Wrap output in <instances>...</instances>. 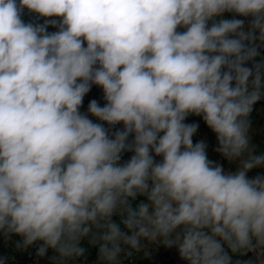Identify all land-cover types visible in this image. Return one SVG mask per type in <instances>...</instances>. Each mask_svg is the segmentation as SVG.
Returning a JSON list of instances; mask_svg holds the SVG:
<instances>
[{
	"label": "clouds",
	"instance_id": "9594fccd",
	"mask_svg": "<svg viewBox=\"0 0 264 264\" xmlns=\"http://www.w3.org/2000/svg\"><path fill=\"white\" fill-rule=\"evenodd\" d=\"M25 8L60 19L24 23ZM261 48L264 0H0V233L54 250L53 264L83 256L85 237L99 264L161 238L189 264H232L224 245L255 256L236 264H264V176H248L264 155L247 119L264 95ZM93 84L107 103L88 112L122 130L79 111ZM189 115L236 172L193 143Z\"/></svg>",
	"mask_w": 264,
	"mask_h": 264
},
{
	"label": "trees",
	"instance_id": "16d2710c",
	"mask_svg": "<svg viewBox=\"0 0 264 264\" xmlns=\"http://www.w3.org/2000/svg\"><path fill=\"white\" fill-rule=\"evenodd\" d=\"M19 4V0H17ZM223 18H233L232 13H224ZM237 19H247L244 17H236ZM21 19L24 23L43 24L46 19H57L58 17H39L38 14L30 12L25 8L22 12ZM219 19V18H218ZM49 33L58 31V27L49 25L47 28ZM177 31L183 32L184 28H178ZM86 46V45H85ZM260 55L257 57V62L264 61V48H261ZM246 66L251 67L249 62ZM263 96V95H262ZM95 100L99 106L103 107L107 102L104 99L103 89L95 84L90 88V91L84 96L82 105L79 109L81 113L88 109L89 103ZM249 127V147L252 153L257 156L264 155V103L258 100L254 105L251 113L247 117ZM186 124L196 123L199 125L196 133L193 135V143L198 141H204L207 144L206 152L208 158L212 161L218 162L227 170L236 172L238 170L239 161H228L216 151L218 147V141L216 134L207 126L201 116L189 115L184 121ZM256 175L264 176V165L255 167L248 172L250 178ZM147 202L143 196H138L135 200L131 201L132 207L135 208L141 202ZM113 221L118 224L121 223V217L119 215L112 217ZM121 226L122 223L120 224ZM122 231H127L123 227ZM21 237L17 235H11L6 237L3 233H0V264H53L52 258L56 256V253L52 249H48L44 256H38L37 250L39 245L34 244L28 248H18L17 242L21 241ZM142 247L138 253V259L141 264H179L174 257L172 250L176 246L166 245L162 238L157 241L143 240L141 242ZM80 247L84 248V254L81 257L66 261V264H99V244H92L90 237H85L80 242ZM123 252L130 249L127 246L122 245ZM224 250L231 257L232 264H236V261H248L253 260L252 253L248 252L244 255L239 253H232L231 250L224 245Z\"/></svg>",
	"mask_w": 264,
	"mask_h": 264
},
{
	"label": "built area",
	"instance_id": "2783aa9c",
	"mask_svg": "<svg viewBox=\"0 0 264 264\" xmlns=\"http://www.w3.org/2000/svg\"><path fill=\"white\" fill-rule=\"evenodd\" d=\"M261 102L264 103V95L261 97L260 99ZM83 114H86L88 116L89 119L93 120L94 123H101L106 129L109 130V133H114L116 130H122L123 129V124L120 123V124H117L115 125L114 127L113 126H110L108 125L106 122H103V121H99L96 117L92 116L89 112H88V109L85 110L83 112ZM132 137L130 136L129 137V140H131ZM133 155L132 152H124L122 154V159H121V163L127 161L130 159V157ZM157 160H159L160 158L157 157L156 158ZM113 216H116V215H113ZM116 222V221H114ZM117 223V222H116ZM118 224V223H117ZM121 224V223H119ZM121 229H123V226H121ZM131 251L132 254L131 255H128L127 253ZM138 253L139 251H134V250H131V249H128L126 250L125 252H123L122 254H120L119 256V264H141L139 259H138ZM252 253V252H251ZM252 257H253V260L255 259V256L254 254L252 253ZM179 263V262H178ZM181 264V263H179ZM185 264H189L188 261H186Z\"/></svg>",
	"mask_w": 264,
	"mask_h": 264
},
{
	"label": "rangeland",
	"instance_id": "374dc122",
	"mask_svg": "<svg viewBox=\"0 0 264 264\" xmlns=\"http://www.w3.org/2000/svg\"><path fill=\"white\" fill-rule=\"evenodd\" d=\"M172 253L179 263H181V264L186 263V260H184L180 257V254H179L177 247L172 250Z\"/></svg>",
	"mask_w": 264,
	"mask_h": 264
}]
</instances>
